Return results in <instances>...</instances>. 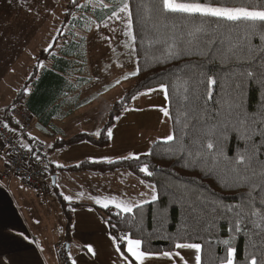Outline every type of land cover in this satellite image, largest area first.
<instances>
[{
  "label": "trees",
  "instance_id": "16d2710c",
  "mask_svg": "<svg viewBox=\"0 0 264 264\" xmlns=\"http://www.w3.org/2000/svg\"><path fill=\"white\" fill-rule=\"evenodd\" d=\"M104 1L115 8L119 3V0ZM144 2L155 5L157 0ZM227 2L240 3L243 0ZM260 2L264 0H252L256 6H259ZM139 3L140 0H128L138 70L131 86L111 106L108 117L99 131L100 135L94 137L79 132L67 139L56 140L49 150L82 141L101 148L108 146L110 143L108 130L128 107L133 97L140 92L160 88L161 84L165 85L173 141H154L147 152L149 154L138 155L139 160L123 158L111 162L83 160L65 169L95 172L126 169L154 186L157 199L133 208L131 213L97 207L110 234L116 238L118 247L124 253L126 242L119 239L124 235L140 239L142 250L156 254L174 250L175 242L199 243L201 264H220V260L226 257L228 247L222 241L234 237L231 246L236 249L235 264H250L253 256L260 261L264 259L262 231L264 220L261 219L264 204H261L259 189L253 192L252 199H249L248 192L249 185L257 184L261 180L258 173L260 162L264 161V151L257 153L251 168L237 164L236 158L239 155L250 154L251 147L238 139L236 132L228 131L225 134L222 128L213 129V125L225 119L228 103L235 97L237 81L232 74L245 70L258 74L261 60L252 62L233 57V53L248 54V38L245 36L243 24L209 18L203 32L189 36L188 33L193 32L199 24L198 20L192 22L182 19L183 14L161 16L155 9L150 15L141 11L139 16L142 18H138ZM76 4L79 7L75 6L72 0L66 3L61 27L78 19L74 14L81 9L88 14L104 10L99 22L115 10L113 6L107 8L103 5L91 9L89 5H82L81 0H76ZM217 23L223 24V27L217 28ZM250 39L256 49L264 47L258 36L253 35ZM71 45L77 44L72 41ZM70 46L62 47L63 52L60 48V56L53 57V67L45 69L36 79L39 70L37 64L31 78L26 81L25 87L31 83L32 89L29 93L24 91L25 87L21 89L12 104L3 110L24 101L29 112L41 117L40 114L65 91L67 78L75 67L71 57L84 58L80 48L74 55V49H70ZM176 52H179V55H174ZM251 54L260 55L255 50ZM39 56L41 61L49 59L53 56L51 48L48 51L41 50ZM208 76L216 81L211 89V99H208L206 94ZM200 80H204L205 83L198 85ZM196 96L199 97L198 100L195 99ZM243 99L248 111H255L260 107L259 101L264 100V91H261L258 84L249 81ZM217 101L226 103L222 108ZM217 110L222 113L220 117L215 116ZM204 111L209 114L207 120L199 119ZM192 117L196 119L193 120ZM253 139L257 144L261 143L259 137ZM209 142L214 144L213 149L206 147ZM30 147L34 152L36 147L34 145ZM246 147L248 152L245 151ZM145 164L152 172L151 176L139 171ZM241 176L247 177V183L241 181ZM50 188L66 220L64 235L68 238L72 218L71 207L80 204L66 202L58 194L55 184L50 185ZM241 207L244 212L238 217L237 213ZM254 209L258 210L257 216L250 214ZM238 219L241 231L235 232Z\"/></svg>",
  "mask_w": 264,
  "mask_h": 264
},
{
  "label": "crops",
  "instance_id": "0c3cea01",
  "mask_svg": "<svg viewBox=\"0 0 264 264\" xmlns=\"http://www.w3.org/2000/svg\"><path fill=\"white\" fill-rule=\"evenodd\" d=\"M80 43L82 44L81 41ZM81 46L71 45L70 49L76 47L81 49ZM61 51L63 52L62 48ZM52 61L53 64L54 59ZM52 64L38 66L36 79L45 69L52 68ZM79 72L80 68L77 67L72 70V73ZM67 80L65 91L40 114L41 117L27 110L33 117V124L24 138V143L29 147L34 145L36 149L41 150L35 149L34 152L46 162L49 185H52L51 177L55 176L58 194L63 199L65 196H70V200L64 199L70 204H80L71 207L69 237L66 238L64 235L66 220L54 192L51 190L50 194L40 201L36 193L20 177L3 173L2 169L9 164V155L2 151L0 153V264H58L54 246L60 240L66 243L67 264H136L134 258L127 252L124 253L121 249L119 253L116 251L118 245L97 210V207H105L97 204L95 198L106 201L115 197L117 200L122 199L142 205L143 201L146 203L152 201L151 196L153 192L156 195V190L152 184L134 176L126 169L110 172L65 169L83 160L101 162L121 159L124 155L120 147L106 152L107 157L98 158L99 152L98 154L91 152V146H88L90 148L78 146L64 153L63 155L66 154L64 157L67 158L64 160L61 159L63 155L58 154L62 147L49 150L56 140L67 139L75 132L87 133L85 128L89 127V124L99 123L100 120L102 122L103 118L106 120L105 115L113 104L110 99L101 112L92 115L89 110L91 104L113 88L110 86L96 88L92 95L89 92L91 88H86L88 78L83 80L78 76L77 82H72L69 77ZM115 125L114 123L110 128L112 132L116 129ZM111 139L110 137V143ZM77 145H89V143L82 141L63 147H77ZM85 151L90 152L82 157L81 154ZM129 155L133 154H125V157ZM77 157L80 159L75 161L74 158ZM108 208L120 211L112 204ZM88 246L92 247V252L88 251ZM171 252H193L195 260L194 249L175 248ZM121 253L128 256L127 261ZM168 259L156 255L147 259L144 264H166Z\"/></svg>",
  "mask_w": 264,
  "mask_h": 264
},
{
  "label": "rangeland",
  "instance_id": "374dc122",
  "mask_svg": "<svg viewBox=\"0 0 264 264\" xmlns=\"http://www.w3.org/2000/svg\"><path fill=\"white\" fill-rule=\"evenodd\" d=\"M68 1L0 0V111L12 104L14 98L26 86V81L31 78L37 64L51 65L53 56L58 57L60 48L70 46L72 41L77 44L75 46L82 45L84 58L71 57V60L75 62L74 70L77 67L80 68V72H71L69 80L77 82L78 76L83 80L88 78L85 83L86 88H91L90 94H94L93 90L103 86L113 88L91 104L89 110L92 115L97 114L98 111L101 112L110 99L114 103V100L121 98L131 86L134 76L128 74L137 69L133 40L126 34L128 32L127 14L118 13L122 17L121 20H117L111 14L99 22V17L105 12L104 10L88 14L81 9L74 14V17L78 19H74L72 24L61 27ZM81 4L89 5L91 9L99 8L104 4L108 7L113 6L104 0L102 3L101 0H81ZM114 11H117V7ZM49 43L53 45L51 48L53 56L43 61L39 60V57L41 59L39 52L47 48ZM78 51H80L78 47L74 48V55ZM126 75L128 78L123 79L122 77ZM117 80L120 82L116 83ZM32 87L29 83L25 89L29 92ZM135 97L136 99H132L128 107L117 117L116 129L112 132L111 143L108 146L101 148L89 143V145H77V147H62L58 154L63 155L78 146H87V148L91 146V152L94 154L99 152L98 158L107 157L106 152L117 147L123 149L124 157L125 154L138 156L147 153L154 141L165 140L164 138L168 135H172L165 90L156 88L152 92H140ZM24 103L20 101L16 105L23 106L27 110ZM165 110L168 112L167 116ZM108 114L109 112L105 115L106 119ZM104 119L102 122L99 119V123L89 124V127L85 128L86 132L94 137L98 136L94 134L103 126L106 121ZM89 152H83L82 157ZM64 156L66 154L63 155L62 160L66 158ZM74 159L78 161L80 158ZM6 167L7 165L4 168ZM4 168L2 170H5ZM37 198L41 201L46 196L42 199ZM193 260V252H180V256H173L167 260L166 264H185V262L194 264Z\"/></svg>",
  "mask_w": 264,
  "mask_h": 264
},
{
  "label": "snow or ice",
  "instance_id": "6c2138e0",
  "mask_svg": "<svg viewBox=\"0 0 264 264\" xmlns=\"http://www.w3.org/2000/svg\"><path fill=\"white\" fill-rule=\"evenodd\" d=\"M72 3L75 6L79 7V5L76 4V0H72ZM103 6L108 7L107 4H104ZM153 9H155L161 16H167L168 14H183L181 17L182 19L192 22L198 20L199 24L194 28L193 32L188 33L189 36H194L197 33L203 32L205 30L204 25L208 23L209 18H215L216 21H227L231 23L243 24L245 36L248 38V54L241 55L233 53L232 55L237 60L244 59L255 62L257 59H260V71L258 74L253 71L247 70L232 74L237 81L235 97L232 102L228 103L225 119L213 125V129L222 128L225 134L228 131H234L237 133L238 139L243 140L246 145L251 147L250 154H248L247 156L239 155L236 158L237 164H244L246 168H251L253 165V161L256 159L257 153L264 151V100L259 101V108H257L255 111L249 112L247 109V105L244 102L243 95L249 81L258 84L260 86L261 91H264V47L256 49L255 46L251 44L250 39L251 36L255 35L260 38L262 43H264V2H260L259 6H256L252 3V0H243V2L240 3H228L227 0H225V2H221V0H157V3L155 5H151L145 3L144 0H140V3L138 4V18H142L139 16L141 11L150 15ZM118 13L127 14L128 19L126 23L128 26V32L126 34L129 35L130 38L134 39L135 37L131 36L132 19L131 13L129 11L128 0H119L117 11L112 12V17H115L117 20H121L122 17L118 15ZM216 27H223V24L217 23ZM113 31H115V29H113ZM53 39H55V37H53ZM156 42L159 43V41ZM52 47L53 45L49 43L48 47L45 48L44 51H48ZM254 50L258 51L260 55L253 56L251 53ZM229 51L231 52V49H229ZM174 55H179V52L174 53ZM39 67H43V64H40ZM137 74L138 70L133 71L128 75L136 76ZM122 78L127 79L128 76L126 75ZM119 82V80L116 81V83ZM204 83V80H200L198 82V85ZM215 83L216 81L211 76H208L206 78V94L208 99L212 98L211 89ZM160 89L166 90V86L161 84ZM25 90L27 91V89ZM148 91L152 92L155 91V89H149ZM133 99H136V97L134 96ZM195 99L198 100L199 97L196 96ZM217 103L220 104L223 108L224 103L226 102L217 101ZM165 115H168V112L166 110ZM208 115V112L204 111L203 114L199 117V119L207 120ZM221 115L222 113L217 110L215 116L220 117ZM192 119L195 120L196 117H192ZM177 122H180L179 118ZM185 126L187 127L188 125L186 124ZM5 127H7V125H5ZM95 134L100 135L99 132ZM111 135L112 131L111 129H109L108 136L111 137ZM254 137H259L261 143L257 144V142L253 139ZM164 139L166 142H171L174 140V137L173 135H168ZM206 147L208 149H213L214 144L212 142H209ZM181 150H183V148H181ZM245 151L248 152V147H246ZM148 154L149 153H146L145 155ZM197 155L199 156L200 153H197ZM123 159L139 160V156L129 155L127 157H123ZM139 171L145 173L148 176L152 175V172L149 171L147 164L141 166ZM234 171L236 170L234 169ZM258 175L261 177V180L257 184L249 185L248 196L249 199H252L253 192L259 189L258 195L261 196V204H264V161L260 162V169ZM240 179L244 183H247V177L241 176ZM64 199L70 200L71 197L65 196ZM156 199L157 196L155 195V192H153L151 200L155 201ZM95 202L97 204H102V206L105 208L109 207V205L112 204L116 209L120 210L123 213H131L133 211V208L139 207L138 204L128 202L122 199L117 200L115 197H113L111 200L106 201H101V199L95 198ZM142 203H146V201H143ZM243 212L244 209L243 207H241L240 212L237 213V216L241 217V214ZM250 214L251 216H257L258 210L254 209L251 211ZM261 219L264 220V211H261ZM256 226L260 227V225ZM234 230L235 232L241 231L240 219L236 221ZM262 231H264V228H262ZM25 238L27 239V237ZM233 238L234 237H230L229 239L222 241V243L228 247L226 248V257L220 260V264H235L236 249L231 246V240ZM113 239L115 241L116 238L114 237ZM119 239L121 241L126 242V252L130 254L132 258H134L136 264H144L147 259L156 255H160L169 259L172 258L173 255L180 256L179 252L173 253L171 251H165L156 254L150 251L142 250V241L140 239L131 238L127 235H124ZM175 248L194 249L195 262L196 264H201V245L199 243L175 242ZM88 251H93L91 246H88ZM116 251L119 253L120 247H117ZM121 255L124 256V259L126 261L128 260L127 255H124L123 253H121ZM181 259H183V257H181ZM250 264H264V259L258 261L255 256H253L250 261Z\"/></svg>",
  "mask_w": 264,
  "mask_h": 264
},
{
  "label": "built area",
  "instance_id": "2783aa9c",
  "mask_svg": "<svg viewBox=\"0 0 264 264\" xmlns=\"http://www.w3.org/2000/svg\"><path fill=\"white\" fill-rule=\"evenodd\" d=\"M33 117L23 106L14 105L0 111V153L7 152L9 164L4 170L21 178L37 197L50 193L46 162L24 143L25 136L32 129ZM7 125V127H5ZM3 171V173H4ZM54 250L58 264L66 263V243L58 241Z\"/></svg>",
  "mask_w": 264,
  "mask_h": 264
},
{
  "label": "water",
  "instance_id": "95a60500",
  "mask_svg": "<svg viewBox=\"0 0 264 264\" xmlns=\"http://www.w3.org/2000/svg\"><path fill=\"white\" fill-rule=\"evenodd\" d=\"M51 184L54 185L55 184V176L51 177Z\"/></svg>",
  "mask_w": 264,
  "mask_h": 264
}]
</instances>
